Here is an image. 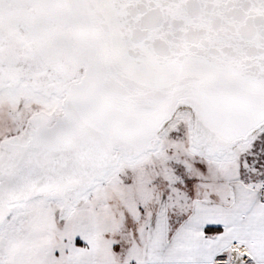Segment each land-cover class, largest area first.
<instances>
[{"label":"snow or ice","instance_id":"snow-or-ice-1","mask_svg":"<svg viewBox=\"0 0 264 264\" xmlns=\"http://www.w3.org/2000/svg\"><path fill=\"white\" fill-rule=\"evenodd\" d=\"M0 264H264V0H0Z\"/></svg>","mask_w":264,"mask_h":264}]
</instances>
